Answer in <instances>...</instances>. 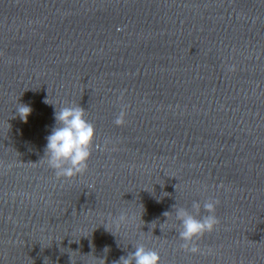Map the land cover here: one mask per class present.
I'll return each mask as SVG.
<instances>
[{
    "label": "water",
    "instance_id": "water-1",
    "mask_svg": "<svg viewBox=\"0 0 264 264\" xmlns=\"http://www.w3.org/2000/svg\"><path fill=\"white\" fill-rule=\"evenodd\" d=\"M77 105L94 147L57 178L46 137ZM209 198L220 223L186 252L173 205ZM139 244L160 264H264V0H0V264Z\"/></svg>",
    "mask_w": 264,
    "mask_h": 264
},
{
    "label": "clouds",
    "instance_id": "clouds-1",
    "mask_svg": "<svg viewBox=\"0 0 264 264\" xmlns=\"http://www.w3.org/2000/svg\"><path fill=\"white\" fill-rule=\"evenodd\" d=\"M44 102L51 104L48 99ZM15 111L26 123L32 109L19 103ZM125 118L126 106L122 105L114 124L123 126L126 122ZM54 119L56 125L52 128L51 134L46 137L47 144L40 161H44L57 178L70 179L82 174L88 167L87 162L94 147L95 126L86 119V110L80 105L63 106L59 110L55 106ZM96 147L99 146L96 145ZM219 203L220 201L214 198H209L203 204L193 201L191 205L193 211L173 205L176 219L180 221L178 238L183 241L180 245L181 249L192 254H205L200 249L198 241L219 225L220 221L215 215L216 206ZM201 208L206 215H201ZM169 213L165 212L163 215L167 217ZM129 219L126 212H121L116 217L109 215L110 222L117 228L127 223ZM132 246L134 251L129 252L127 256H121L113 264H160V254L156 250L147 248L144 244Z\"/></svg>",
    "mask_w": 264,
    "mask_h": 264
}]
</instances>
